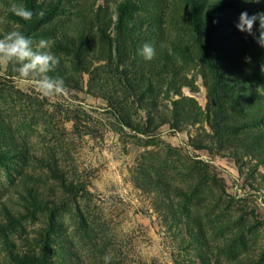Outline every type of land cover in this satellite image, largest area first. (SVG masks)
Listing matches in <instances>:
<instances>
[{"label":"rangeland","instance_id":"374dc122","mask_svg":"<svg viewBox=\"0 0 264 264\" xmlns=\"http://www.w3.org/2000/svg\"><path fill=\"white\" fill-rule=\"evenodd\" d=\"M245 11L264 0H0V38L48 41L68 88L0 67V264H264V47Z\"/></svg>","mask_w":264,"mask_h":264},{"label":"clouds","instance_id":"9594fccd","mask_svg":"<svg viewBox=\"0 0 264 264\" xmlns=\"http://www.w3.org/2000/svg\"><path fill=\"white\" fill-rule=\"evenodd\" d=\"M258 2V0H254ZM8 11L15 16L29 21L33 17V12L18 3H11ZM42 15L43 13H38ZM259 21V37L257 43L264 47V12L249 16L241 12L238 18L236 28L240 32L253 34L254 24ZM32 40L22 32L13 30L0 38V67L7 68L9 64L18 65L15 71L18 78L26 82L33 83L38 93L45 97L54 95H65L68 88L62 78L48 75L59 64V58L49 50V42L40 40L35 48L32 47ZM139 54L146 60H151L156 54L153 45L145 43L139 50ZM249 58H246V61ZM112 257L106 254L103 257L104 264H110Z\"/></svg>","mask_w":264,"mask_h":264},{"label":"trees","instance_id":"16d2710c","mask_svg":"<svg viewBox=\"0 0 264 264\" xmlns=\"http://www.w3.org/2000/svg\"><path fill=\"white\" fill-rule=\"evenodd\" d=\"M83 38L80 36L79 38H77V44L78 46L82 43Z\"/></svg>","mask_w":264,"mask_h":264}]
</instances>
